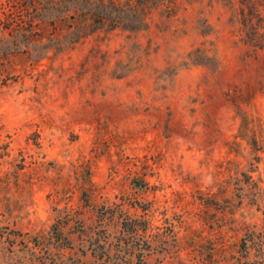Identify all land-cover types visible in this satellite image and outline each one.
Masks as SVG:
<instances>
[{"label":"rangeland","instance_id":"1","mask_svg":"<svg viewBox=\"0 0 264 264\" xmlns=\"http://www.w3.org/2000/svg\"><path fill=\"white\" fill-rule=\"evenodd\" d=\"M10 40L0 264L262 261L241 240L264 227V0H176L98 54Z\"/></svg>","mask_w":264,"mask_h":264},{"label":"trees","instance_id":"2","mask_svg":"<svg viewBox=\"0 0 264 264\" xmlns=\"http://www.w3.org/2000/svg\"><path fill=\"white\" fill-rule=\"evenodd\" d=\"M175 1L0 0V51L7 35L17 54L26 56L50 50L56 55H64L76 46L85 45L91 38L98 43L92 47L93 53L98 54L101 52L100 41L106 36L118 30H143L152 10L158 7L170 9ZM253 18L245 21L251 27ZM256 42L255 38H247V43L255 46ZM241 244L244 249L252 246L264 256V227L263 232L255 226L248 230ZM255 264H264V258Z\"/></svg>","mask_w":264,"mask_h":264}]
</instances>
